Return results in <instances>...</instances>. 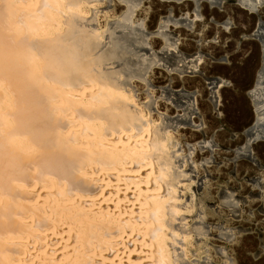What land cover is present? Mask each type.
Segmentation results:
<instances>
[{"label": "bare ground", "instance_id": "obj_1", "mask_svg": "<svg viewBox=\"0 0 264 264\" xmlns=\"http://www.w3.org/2000/svg\"><path fill=\"white\" fill-rule=\"evenodd\" d=\"M83 2L0 0V264H180L165 129L92 55Z\"/></svg>", "mask_w": 264, "mask_h": 264}, {"label": "rangeland", "instance_id": "obj_2", "mask_svg": "<svg viewBox=\"0 0 264 264\" xmlns=\"http://www.w3.org/2000/svg\"><path fill=\"white\" fill-rule=\"evenodd\" d=\"M260 2L256 11L239 0L83 2L80 31L100 35L92 55L110 54L101 67L165 129L187 235L182 264H264Z\"/></svg>", "mask_w": 264, "mask_h": 264}, {"label": "flooded vegetation", "instance_id": "obj_3", "mask_svg": "<svg viewBox=\"0 0 264 264\" xmlns=\"http://www.w3.org/2000/svg\"><path fill=\"white\" fill-rule=\"evenodd\" d=\"M239 3H240V0H239ZM262 3V2H261ZM258 7V6H257ZM257 7H255V8H257ZM253 10V9H252ZM257 10H258V8H257ZM258 92V91H257ZM257 96H262V94L259 92V94H257L256 92H255V98H257ZM262 105H264V104H262ZM263 107V106H262ZM261 108V107H260ZM260 108H258V109H260ZM256 139V138H255Z\"/></svg>", "mask_w": 264, "mask_h": 264}, {"label": "water", "instance_id": "obj_4", "mask_svg": "<svg viewBox=\"0 0 264 264\" xmlns=\"http://www.w3.org/2000/svg\"><path fill=\"white\" fill-rule=\"evenodd\" d=\"M252 9H253V10H255V11L257 10V8H255V7H254V8H252Z\"/></svg>", "mask_w": 264, "mask_h": 264}]
</instances>
